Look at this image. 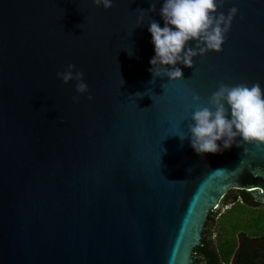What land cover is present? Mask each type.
<instances>
[{
  "label": "water",
  "instance_id": "1",
  "mask_svg": "<svg viewBox=\"0 0 264 264\" xmlns=\"http://www.w3.org/2000/svg\"><path fill=\"white\" fill-rule=\"evenodd\" d=\"M162 4L0 0V264H194L229 190L264 203V149L201 155L176 134L195 92L264 87V0H224L240 11L223 49L152 83ZM70 63L88 93L58 78Z\"/></svg>",
  "mask_w": 264,
  "mask_h": 264
},
{
  "label": "clouds",
  "instance_id": "2",
  "mask_svg": "<svg viewBox=\"0 0 264 264\" xmlns=\"http://www.w3.org/2000/svg\"><path fill=\"white\" fill-rule=\"evenodd\" d=\"M223 2L224 0H163L159 9L163 26L154 18L147 25L155 52L150 59L149 68L153 74L152 83L155 82V77L163 75H167L172 81L186 80L179 65L191 67L195 64L194 57L223 49L227 34L240 11L235 5L227 13L220 11ZM93 3L98 7L110 8L115 0H93ZM150 10L156 11L155 3ZM148 12L149 9H140L138 26L145 24ZM193 40L196 42L195 47L189 44ZM129 54L132 55L133 50ZM57 76L66 84L75 80L78 93L89 92L84 71L77 69L74 63L68 64ZM142 93L148 94V90ZM91 98L89 95V99ZM73 99L78 100L79 97ZM192 101L195 110L188 120V129L184 131L181 128L176 134L182 140L188 138L198 154L222 153L231 149L234 144L242 146L246 142L255 143L258 148L264 149V87L259 82L233 85L222 82L206 103L198 92L192 95ZM183 122H180L181 125Z\"/></svg>",
  "mask_w": 264,
  "mask_h": 264
},
{
  "label": "trees",
  "instance_id": "3",
  "mask_svg": "<svg viewBox=\"0 0 264 264\" xmlns=\"http://www.w3.org/2000/svg\"><path fill=\"white\" fill-rule=\"evenodd\" d=\"M257 203L251 192L245 190L232 189L222 199L220 205L222 207L229 206L230 210L219 217V226L225 233V240L215 246V249H208L209 258L214 261L220 259L223 263H228L233 256L242 260L241 264H248L253 260L255 253L260 254V258L264 259V246H256L257 243L264 241V213H256L253 204ZM241 204H245L251 208L249 215L251 216L247 227L241 229L239 223L230 219L228 216L235 218L236 215H246V211ZM213 211L209 212L208 218L212 217ZM237 217V216H236ZM200 247L211 246L207 238H203ZM256 256V255H255Z\"/></svg>",
  "mask_w": 264,
  "mask_h": 264
},
{
  "label": "rangeland",
  "instance_id": "4",
  "mask_svg": "<svg viewBox=\"0 0 264 264\" xmlns=\"http://www.w3.org/2000/svg\"><path fill=\"white\" fill-rule=\"evenodd\" d=\"M255 200V198H254ZM256 201V200H255ZM242 208L244 209V211H246V215H236L235 218H232L231 216H228L227 218V222H230V219H232L233 221L239 223V225H241V229H245L247 227V223L249 222L248 219L251 218V216L249 215L251 208L245 204H241ZM221 206V205H220ZM231 205L229 206H221V210L219 213H212V217L210 218L209 223L206 225L208 226L207 231H206V238L208 239V241H210V245L211 246H216L217 244H219L220 242H223L226 238L224 231L222 230V228L219 226V217L221 214H225L227 211L230 210ZM253 208L255 210L256 213H258L259 211L264 213V203L258 202L253 204Z\"/></svg>",
  "mask_w": 264,
  "mask_h": 264
},
{
  "label": "flooded vegetation",
  "instance_id": "5",
  "mask_svg": "<svg viewBox=\"0 0 264 264\" xmlns=\"http://www.w3.org/2000/svg\"><path fill=\"white\" fill-rule=\"evenodd\" d=\"M210 218L207 219V224L209 223ZM208 226L205 227L203 231V238H206V231ZM256 246H264V241L263 243H257ZM208 249H215V246H203V247H196L193 250V256H194V264H241L242 260H239L236 255L232 257V259L228 263H223L218 259L217 261L212 260L209 258ZM256 255V256H255ZM254 259L249 261L248 264H264V259L260 258L259 253H255Z\"/></svg>",
  "mask_w": 264,
  "mask_h": 264
}]
</instances>
